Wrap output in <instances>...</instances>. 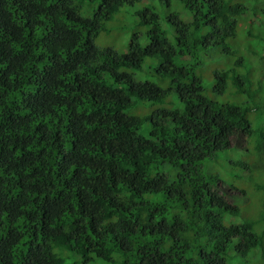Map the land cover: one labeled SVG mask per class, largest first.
Returning <instances> with one entry per match:
<instances>
[{
    "label": "trees",
    "instance_id": "16d2710c",
    "mask_svg": "<svg viewBox=\"0 0 264 264\" xmlns=\"http://www.w3.org/2000/svg\"><path fill=\"white\" fill-rule=\"evenodd\" d=\"M149 1L0 0V264H264V0Z\"/></svg>",
    "mask_w": 264,
    "mask_h": 264
},
{
    "label": "rangeland",
    "instance_id": "374dc122",
    "mask_svg": "<svg viewBox=\"0 0 264 264\" xmlns=\"http://www.w3.org/2000/svg\"><path fill=\"white\" fill-rule=\"evenodd\" d=\"M154 5L158 8V11L162 10L159 7L158 0H151L146 4H137L140 9L147 5ZM121 12V13H120ZM113 15L114 22L109 25L107 32L102 33L97 39L96 44L101 48H111L119 54H124L128 51L129 41L135 34L142 35L147 32L145 26L140 23V20L133 16V11L123 10ZM116 19V20H115ZM221 171V172H220ZM214 174H221V176H228L222 169H215ZM82 261L79 260V263ZM96 263V262H95ZM74 264V262L72 263ZM85 264H90L86 262ZM98 264V263H96Z\"/></svg>",
    "mask_w": 264,
    "mask_h": 264
}]
</instances>
